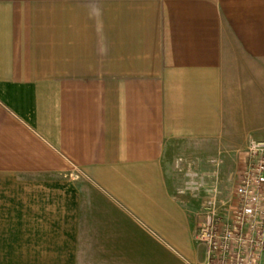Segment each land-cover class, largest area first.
<instances>
[{
  "label": "crops",
  "instance_id": "crops-1",
  "mask_svg": "<svg viewBox=\"0 0 264 264\" xmlns=\"http://www.w3.org/2000/svg\"><path fill=\"white\" fill-rule=\"evenodd\" d=\"M252 141L264 0H0V264H205Z\"/></svg>",
  "mask_w": 264,
  "mask_h": 264
},
{
  "label": "built area",
  "instance_id": "built-area-1",
  "mask_svg": "<svg viewBox=\"0 0 264 264\" xmlns=\"http://www.w3.org/2000/svg\"><path fill=\"white\" fill-rule=\"evenodd\" d=\"M195 240L206 249L205 264H262L264 255V141H252L229 211L214 199L203 207Z\"/></svg>",
  "mask_w": 264,
  "mask_h": 264
}]
</instances>
